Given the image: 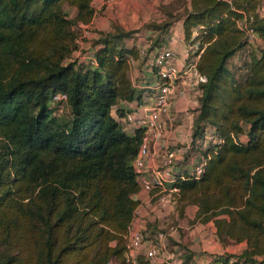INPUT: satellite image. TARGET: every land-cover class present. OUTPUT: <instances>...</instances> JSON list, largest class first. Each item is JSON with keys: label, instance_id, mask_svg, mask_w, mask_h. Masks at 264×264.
I'll use <instances>...</instances> for the list:
<instances>
[{"label": "trees", "instance_id": "16d2710c", "mask_svg": "<svg viewBox=\"0 0 264 264\" xmlns=\"http://www.w3.org/2000/svg\"><path fill=\"white\" fill-rule=\"evenodd\" d=\"M92 1L0 0V238L14 246L0 254V264L122 261L138 202L131 160L140 131L129 135L114 107L144 90L139 94L129 78L138 48L122 40L132 31L114 26L101 33L92 65L65 61L77 47L72 26L92 25ZM62 3L74 8L72 19ZM258 4L189 0L175 18L184 41L196 44L195 67L204 78L189 145L198 148L208 129L222 142L200 151L198 179L177 180L172 215L183 218L187 206L195 207L189 224L211 222L218 241L245 243L213 264H264V55L250 53L248 74L238 79L225 64L254 38L264 43ZM242 18L251 40L237 27ZM171 22L157 25L152 45ZM56 94L64 100L52 101ZM59 104L64 109L54 113ZM181 264H193L191 255Z\"/></svg>", "mask_w": 264, "mask_h": 264}, {"label": "built area", "instance_id": "2783aa9c", "mask_svg": "<svg viewBox=\"0 0 264 264\" xmlns=\"http://www.w3.org/2000/svg\"><path fill=\"white\" fill-rule=\"evenodd\" d=\"M94 1V0H93ZM113 0H100L99 7L111 5ZM237 27L248 37L253 38V31L246 26L245 19L237 21ZM90 24H81V35H89ZM144 47L138 49L139 58L152 73V81L144 83L140 99H134L133 105L124 110L117 120L123 129L134 135L140 131L136 153L131 160V167L135 174L138 191L133 196L138 201L133 209L130 223L124 238V252L122 261L110 259L107 264H139L136 250L145 242L144 256L152 260L157 255L159 243L168 236L171 227L162 230L158 227L157 220L168 217L172 211L178 193L177 180L183 178L198 179L203 171L204 158L200 151L207 145H216L222 142L211 130H205L202 139L196 141L198 148H191L190 140L183 145L165 143L162 139L164 124L161 117L168 114L170 102L175 96L178 83L183 79L198 83L204 80L195 70V63L178 68L174 62V55L167 47H159L147 54ZM82 60V59H80ZM90 62L93 63L91 55ZM65 96L56 94L52 101L64 100ZM188 153V154H187ZM182 154H187V159L181 163ZM141 205L149 207L148 215L152 217L151 237L144 234V227L133 226V218ZM156 228V229H155Z\"/></svg>", "mask_w": 264, "mask_h": 264}, {"label": "crops", "instance_id": "0c3cea01", "mask_svg": "<svg viewBox=\"0 0 264 264\" xmlns=\"http://www.w3.org/2000/svg\"><path fill=\"white\" fill-rule=\"evenodd\" d=\"M91 23L96 29L95 35L98 36V40L95 41L96 43L90 49L92 53V51L100 45L101 33H105L109 27L107 26L105 28L103 26L102 16H93ZM131 31L132 33L122 40L124 46L130 47L134 45L138 49L145 46L148 51L147 54L159 47H167L172 51L175 65L178 68L188 66L191 63L196 64L199 55L194 52L196 44L186 43L184 41L180 19L171 22L167 29L159 35V41L153 45V38L158 36L159 31L157 29L147 30L145 32V40L142 43L135 40V38L137 40L140 38L132 37L134 35H141L140 32ZM88 36L89 35H87V37ZM83 37L84 41L77 40V47L87 49L86 47L89 46L88 42L85 41L87 40V37ZM140 43L143 46H139ZM129 72L132 86L139 92V94L142 93L144 90L141 88L142 85L152 81L153 75L151 71L145 67L144 61L138 58L130 60ZM191 80L192 78L190 80L189 78L185 80L182 79L180 83H178L175 96L170 102L169 112L161 117L164 124L162 139L165 143H177L178 145H183L190 140L192 121L196 115L198 99L200 96L198 89L199 83L196 86L194 81L190 83ZM132 105V101L129 103L120 101L118 105L114 107V110L118 108L120 111H124L129 109ZM132 197L135 198V196ZM148 210L149 207L147 205L139 206L137 214L133 218V226L144 227V234L147 238L151 237L149 225L153 221L152 217L148 215ZM194 211L195 207L187 206L184 209L183 218L176 219V216L172 215V211L168 217L163 220H157L158 227L165 228V230L168 227L172 228L168 235L169 237H167L168 242H166L165 238L159 243L158 253L152 260H147L144 256L147 248L146 243L144 242L136 250L137 260L140 262L143 261L142 264H181L184 254L188 253L191 255V261L193 264H213L212 261L215 256L223 253H234V251H238L244 247L243 243H236L232 245V247H235L236 249L231 251L228 246H223L215 237L211 222L205 224L195 222L186 226L185 223H188V221L193 218ZM200 229L203 232L199 233ZM168 243L181 247L179 250L172 252L173 256H175L174 258H172V253L168 250Z\"/></svg>", "mask_w": 264, "mask_h": 264}, {"label": "rangeland", "instance_id": "374dc122", "mask_svg": "<svg viewBox=\"0 0 264 264\" xmlns=\"http://www.w3.org/2000/svg\"><path fill=\"white\" fill-rule=\"evenodd\" d=\"M187 1L188 0H113V3L111 5L102 4V6L99 7L98 3L100 2V0H94L91 2L90 6L93 10V16L103 17V26L105 28L107 26L109 28L118 26L125 30H133L140 32L141 35H134L132 37L140 38L139 40L135 38V40L142 43L145 40L144 37L146 35L145 32L147 30L156 29L157 25H160L164 21H176V16L182 15L183 11L187 9ZM61 8L64 14L70 19H72V17L75 15L74 8L68 5L67 3H62ZM256 11L260 16H264V0H259L258 8ZM72 27L76 32L77 39L80 41H84V37L81 35V24H74ZM95 34L96 29L92 24L89 28V36H86L87 40H85L86 42H88L89 45L88 47H86L87 49L82 47H76L75 50L71 53L70 59L65 61L68 62L73 60L76 62L78 59L79 61H83V65H92L91 62H87V59H90L92 54L90 49L96 43L95 41L98 40V36H96ZM141 43L139 46H143L141 45ZM143 47L145 48V46ZM250 53H254L257 56L264 55V43L260 39L254 38L250 44H246L244 47L239 48L227 58L225 64L234 78L238 79L241 76H246L248 74L247 68H245L244 65L247 62V57ZM261 70L262 72H260V74L263 75L264 79V66H262ZM199 94L201 95L200 90ZM60 107L61 108H58V110H56V112L54 113L58 112V114H60L64 109V106L61 105ZM239 139L243 140V136L239 135ZM185 225L189 226V223H185ZM201 232L203 231L200 229L199 233ZM167 237L169 236H166V242H168ZM219 242L223 246H228L231 251L236 249L235 247H232L234 243H230L227 241ZM109 245H113V242H110ZM243 246H245L244 242ZM13 247L14 246L11 243V240H5L4 238H0V254L6 250H11V248ZM31 248L33 249V246H31ZM168 248L170 253H172L175 250H179V248L181 247L168 243ZM240 250L234 251V253H238ZM174 257L175 256H173L172 253V258Z\"/></svg>", "mask_w": 264, "mask_h": 264}]
</instances>
